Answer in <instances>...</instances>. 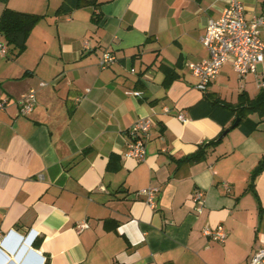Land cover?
Returning a JSON list of instances; mask_svg holds the SVG:
<instances>
[{
  "label": "crops",
  "instance_id": "obj_1",
  "mask_svg": "<svg viewBox=\"0 0 264 264\" xmlns=\"http://www.w3.org/2000/svg\"><path fill=\"white\" fill-rule=\"evenodd\" d=\"M62 1L0 0V16L5 8L44 16L17 57L7 46L0 53V232L10 233L0 264H249L264 247V170L250 185L264 159V119L185 159L222 130L187 109L206 93L237 101L222 94L230 63L205 92L187 68L208 58L200 37L229 0H98L58 17ZM238 1L247 20L264 17V0ZM104 52L116 61L101 68ZM164 66L176 75L168 87ZM260 67L235 74L237 97L264 89ZM30 90L36 103L21 116L17 100ZM145 117L153 122L136 162L125 156L128 131ZM147 187L159 188L154 207L136 195ZM217 226L222 243L202 234Z\"/></svg>",
  "mask_w": 264,
  "mask_h": 264
},
{
  "label": "built area",
  "instance_id": "obj_2",
  "mask_svg": "<svg viewBox=\"0 0 264 264\" xmlns=\"http://www.w3.org/2000/svg\"><path fill=\"white\" fill-rule=\"evenodd\" d=\"M245 7L238 0H229L221 15L216 20H209L200 42L208 53V58L198 62H190L187 68L196 78L195 88L205 92L209 84L216 79L222 67L230 63L233 72L238 78L244 79L247 75L256 74L257 65L264 63V39L261 38V29L264 28V17L254 16L247 20ZM86 44V43H85ZM6 45L0 43V53L6 55ZM116 61L114 55L109 52L102 53L99 58L101 68L109 67ZM132 72L134 70L132 69ZM7 101H0V109L4 108ZM36 103V92L34 90L23 94L18 100V113L21 116L29 115ZM179 119H183L179 116ZM150 117L138 119L128 131V143L125 156L142 162L146 157V143L152 127ZM159 192L158 187H147L137 191V196H142L145 203L154 207L155 199ZM202 193H193L192 201L202 204ZM200 212V208H196ZM87 227L86 221L76 225L78 232ZM10 233L0 232V253L5 254L3 245ZM203 236L224 242L226 233L222 226L214 228L204 227ZM7 255V254H6ZM9 257V255H8ZM26 257V256H25ZM25 260V258H24ZM46 259H43L45 264ZM249 264H264V247L257 248L249 258Z\"/></svg>",
  "mask_w": 264,
  "mask_h": 264
},
{
  "label": "trees",
  "instance_id": "obj_3",
  "mask_svg": "<svg viewBox=\"0 0 264 264\" xmlns=\"http://www.w3.org/2000/svg\"><path fill=\"white\" fill-rule=\"evenodd\" d=\"M98 6V0H63L55 14L58 17H63L79 8H97ZM43 17V15L17 12L9 8L3 10L0 16V37L4 42L0 43L6 44L9 48L7 55L9 58L17 57L26 48L29 33ZM92 20L97 22L98 18L93 15ZM162 70L165 74L163 84L168 87L176 78L175 72L171 67L166 66L162 67ZM187 113L193 120L209 118L222 129L217 138L207 144H202L195 153L185 158L188 161H198L204 157L208 146L216 145L222 141L225 137L224 131L230 128L236 119H239V122L234 128H238L245 135H249L257 128L258 124L262 122L261 120L264 119V89H261L253 98L249 97L247 93L241 92L235 103L226 102L214 93H206L198 103L187 109ZM253 115L257 117V121L252 120L251 116ZM262 170H264V159L259 161L251 173V186Z\"/></svg>",
  "mask_w": 264,
  "mask_h": 264
},
{
  "label": "rangeland",
  "instance_id": "obj_4",
  "mask_svg": "<svg viewBox=\"0 0 264 264\" xmlns=\"http://www.w3.org/2000/svg\"><path fill=\"white\" fill-rule=\"evenodd\" d=\"M258 74L260 75L261 81H264V67H260L258 69ZM232 81L233 82H232V85L230 86V89L222 91L223 97L227 98V100L236 99L237 98V94H238V92L240 90V88L236 84L237 77H236L235 74H232ZM261 83L264 84V82H261ZM249 86H250L249 91L252 93L251 90L256 88L254 82L251 81ZM255 90H257V89H255ZM231 93H232V95H230Z\"/></svg>",
  "mask_w": 264,
  "mask_h": 264
},
{
  "label": "water",
  "instance_id": "obj_5",
  "mask_svg": "<svg viewBox=\"0 0 264 264\" xmlns=\"http://www.w3.org/2000/svg\"><path fill=\"white\" fill-rule=\"evenodd\" d=\"M238 122H239V119H236L235 122L231 125V127L230 128H227L224 131L223 135H226L231 129H233L234 127H236L238 125Z\"/></svg>",
  "mask_w": 264,
  "mask_h": 264
},
{
  "label": "bare ground",
  "instance_id": "obj_6",
  "mask_svg": "<svg viewBox=\"0 0 264 264\" xmlns=\"http://www.w3.org/2000/svg\"><path fill=\"white\" fill-rule=\"evenodd\" d=\"M15 260L17 261V259L15 258Z\"/></svg>",
  "mask_w": 264,
  "mask_h": 264
}]
</instances>
